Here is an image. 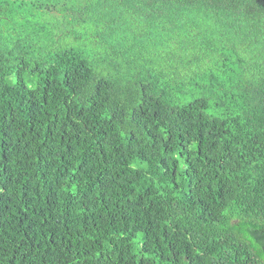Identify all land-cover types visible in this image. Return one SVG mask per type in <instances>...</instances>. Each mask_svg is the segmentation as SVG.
<instances>
[{
    "label": "trees",
    "instance_id": "1",
    "mask_svg": "<svg viewBox=\"0 0 264 264\" xmlns=\"http://www.w3.org/2000/svg\"><path fill=\"white\" fill-rule=\"evenodd\" d=\"M0 264H264V0H0Z\"/></svg>",
    "mask_w": 264,
    "mask_h": 264
}]
</instances>
